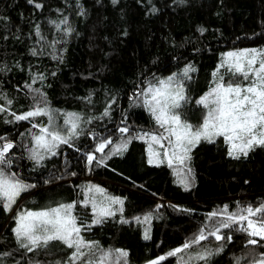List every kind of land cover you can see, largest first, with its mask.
Listing matches in <instances>:
<instances>
[{
	"label": "trees",
	"instance_id": "obj_1",
	"mask_svg": "<svg viewBox=\"0 0 264 264\" xmlns=\"http://www.w3.org/2000/svg\"><path fill=\"white\" fill-rule=\"evenodd\" d=\"M37 3L42 7L36 8ZM254 48L264 49V0H0V107L6 109L0 112V146L13 144L8 169L35 185L12 211L0 206V254L10 253L0 255V264H64L73 251L59 242L33 252L20 247L12 231L14 217L34 199L42 205L60 198L76 202L77 223L89 226L81 232L84 239L105 251L126 250L127 264H149L181 247L205 224L222 218L209 221L211 212L264 205V147L233 159L222 137L201 142L191 152L189 174L167 162L149 164L147 138H137L162 132L143 104L149 83L191 65L195 72L186 83L188 102L178 111L196 126L206 111L196 101L210 87L221 56ZM45 101L51 111L77 113L87 122L71 147L61 144L56 155L47 154L37 164L29 149L47 117L17 121L12 113L45 107ZM121 127L128 133H120ZM105 139L112 144L95 152ZM129 140L126 150L116 152ZM88 153L96 156L91 165ZM181 179L187 180V189ZM92 186L122 199V212L121 205H113L114 216L93 224L91 203H82ZM149 213L147 223L134 219ZM146 229L148 240L143 238ZM221 234L232 240L209 237L161 264H252L264 254V241L248 245L250 237L236 226ZM220 245L223 250L208 261L195 259L205 249L215 253Z\"/></svg>",
	"mask_w": 264,
	"mask_h": 264
},
{
	"label": "snow or ice",
	"instance_id": "obj_2",
	"mask_svg": "<svg viewBox=\"0 0 264 264\" xmlns=\"http://www.w3.org/2000/svg\"><path fill=\"white\" fill-rule=\"evenodd\" d=\"M34 0H28L32 4ZM117 0H113L116 3ZM183 2V0H180ZM36 8L42 7L40 4ZM155 11V9H153ZM83 14V12L81 13ZM62 23H67L66 20ZM71 31V29H67ZM37 35H40L39 27L36 29ZM36 55L35 50L32 52ZM220 67L226 68L230 74V79L225 80L223 74L218 71L213 73L214 86L207 93L201 96L196 104L205 109L202 117V123L192 125L186 119L182 118V113L178 111L183 104L188 102L184 92V85L177 79V74H172L167 79H161L156 85L149 83L147 89L142 93L145 99L144 107L148 109L156 124L162 129L159 133H143L137 138H147L149 164H159L167 162L170 168L174 165L183 170L187 168V163L191 160V151L200 143L201 140L214 142L216 137H222L227 147V155L233 159H240L241 156L247 157L249 152L256 147H264V51L252 49L240 52H228ZM195 69L189 65L183 69V78H190L189 72ZM43 79V77H40ZM238 78V79H237ZM244 81L246 83H242ZM25 87L31 89L30 84ZM39 93V89L35 90ZM43 95L42 93L40 94ZM11 104V101H8ZM6 109L0 107V112ZM15 120H28L35 116H47L50 127H41L38 135H33L35 146L29 149L30 159L37 164L45 158V154L56 155V149L61 144H68L70 147L73 137L79 135L81 116L77 113H66L64 115V125L68 126L67 135H62L56 130L55 117L52 111L47 107H35L21 115L12 113ZM104 115H108L107 110ZM33 127H36L34 124ZM120 133H128L127 127L118 129ZM3 139V138H0ZM127 141L116 147V152L126 150ZM166 142V144H165ZM112 144L110 139L100 142L95 152L103 153L104 149ZM154 145L162 150H154ZM13 148L11 142H5L0 146V206L5 212L12 211V206L16 203L21 193L27 191L35 185L24 183L17 177L16 173H9L6 168L11 167V160L8 159L9 150ZM42 150V151H41ZM86 161L91 165L96 161L93 153L86 154ZM97 163H103L102 160ZM191 173V168H187ZM179 174V172H177ZM74 175V173H73ZM180 183L185 189L189 187L186 179H181ZM95 188L97 193H104V190L98 186L88 188L91 192ZM109 205L99 204L94 198L86 197L82 202L84 207L91 203L93 213V224H101L108 217L114 216L115 211L111 205H121L119 209L122 212L123 200L119 197H105ZM76 202L68 204H59L56 207H50L39 211H21L14 217L15 227L12 229L16 241L21 248L28 252L36 249H47L53 242H59L68 249H73L67 261L64 264H127L128 252L123 249L105 251L99 247L96 242H88L81 235L82 230L88 228V225L78 224L77 217L73 215ZM159 207V206H158ZM260 217L254 220L253 217ZM222 217L209 226L205 224L201 227L194 237L186 241L181 247L170 250L166 255L149 262V264H161L167 257L178 256L186 252L193 245L200 244L201 241L214 237L216 241L227 239L229 242L232 236L225 237L221 234L222 229H232L245 232L248 237V245H259L264 241V205L255 209L251 206L243 208L238 212L228 213L227 206L221 212H211L207 215L209 221L213 218ZM136 222L147 223L151 220V213L146 214L141 220L140 217L134 218ZM246 221L247 226H244ZM122 223H128L127 220H121ZM145 240L150 239L148 230L144 232ZM223 250L220 245L216 252L205 249L198 253L195 259L208 261L212 255L218 254ZM99 253V255H98ZM0 255H10L2 253ZM191 259V258H190ZM180 256V261H183ZM55 264H61L56 261ZM179 264V261H178ZM186 264V262H185ZM252 264H264V254L260 259H254Z\"/></svg>",
	"mask_w": 264,
	"mask_h": 264
},
{
	"label": "rangeland",
	"instance_id": "obj_3",
	"mask_svg": "<svg viewBox=\"0 0 264 264\" xmlns=\"http://www.w3.org/2000/svg\"><path fill=\"white\" fill-rule=\"evenodd\" d=\"M254 49H256V48H254ZM247 50H252V49H247ZM257 50L264 51V49H257ZM240 51H243V50H240ZM240 51H234V52H240ZM225 59H228V58L226 57V54H224V55L221 56V60L219 61V64H218V69H217L215 72L218 71L220 74H223L224 77L226 78V73H228L227 70H226V68H221V67H220L222 61H224ZM194 72H195V71H194ZM182 73H183V72H179V73H175V74H177V79L180 80L181 83H183V85H184V92H185V95H187V85H186V83H187L188 81H190V80L193 78V76H192L193 71H190V72H189V77H190V78H183ZM228 75L230 76V74H228ZM228 75H227V76H228ZM167 77H169V76H167ZM167 77H161V78H159V80H161V79H167ZM159 80H157V82H158ZM157 82H155L153 85H156ZM245 83H246V82H245ZM208 85H210V87L205 91V93H207V92L209 91V89H210L211 87L214 86V77L212 78L211 82H210ZM146 89H147V88H146ZM205 93H204V94H205ZM204 94H203V95H204ZM203 95H202V96H203ZM144 98H145V97H144ZM198 99H199V98H198ZM198 99H197V100H198ZM147 111H148V109H147ZM52 113H53V115H54V117H55V127H56V130L60 131L62 135H67V131H66V129H67L68 126L64 125V115H63V114H66V113H63V112H57V111H52ZM148 113H149V115H150V117H151V119H152V121H151L152 124H153V125H156V126L159 128V126L156 124L154 118L152 117V115L150 114L149 111H148ZM80 116H81V115H80ZM46 117H47V116H46ZM81 118H82V119H81V121H80V127H81V125H82L84 122H85V123L87 122V120H86V119H83L82 116H81ZM43 127H50V126H49V123H48V117H47V120H46V125H44ZM161 130H162V129H161ZM162 131H163V130H162ZM218 138H219V137H216L214 141H216ZM201 142H208V141L201 140L200 143H201ZM200 143H199V144H200ZM148 144H149V142L147 141V143H146V145H147V149H148ZM199 144H197V145H199ZM197 145H196V146H197ZM193 149H194V148H193ZM193 149H192V150H193ZM154 150H159V151H161V150L158 148V146H155V145H154ZM41 151H42V150H41ZM161 152H162V151H161ZM191 152H192V151H191ZM148 154H149V153H148ZM46 155H47V154H45V156H46ZM190 155H191V153H190ZM6 171L9 172V173H12V172L10 171V169H8V168H6ZM23 182H24V181H23ZM24 183H26V182H24ZM26 184H28V183H26ZM27 191H28V190H27ZM27 191H25V192H27ZM25 192L21 193V195L17 198V200H18V199H19V198H20ZM88 194H89V198H94L98 204L102 201V202H103V205H105V206H108V205H109V201H108L107 199H105V197H109L108 194H107L106 192H104L103 194H101V193H97V192L95 191V189H93L91 192H88ZM17 200H16V203H17ZM16 203H15V204H16ZM61 203H63V204H68V203H70V201L60 198V199H55L54 201H51V202H48L47 204L42 205L41 203L38 202V200L34 199V200H32V201L30 200V201L26 202V203H25V204L19 209L18 212H21V211H27V210H32V211L44 210V209H47V208H50V207H56V206H58V205L61 204ZM15 204L12 206V208L15 206ZM36 207H40V208H39V209H36ZM111 208H113V205H111ZM244 225L247 226L246 221L244 222Z\"/></svg>",
	"mask_w": 264,
	"mask_h": 264
}]
</instances>
